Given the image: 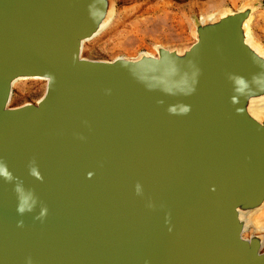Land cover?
<instances>
[{"label": "water", "instance_id": "95a60500", "mask_svg": "<svg viewBox=\"0 0 264 264\" xmlns=\"http://www.w3.org/2000/svg\"><path fill=\"white\" fill-rule=\"evenodd\" d=\"M111 7L0 0V264H264V233L242 236L251 213L264 229L253 7L183 49L82 57ZM25 78L43 95L10 107Z\"/></svg>", "mask_w": 264, "mask_h": 264}, {"label": "rangeland", "instance_id": "374dc122", "mask_svg": "<svg viewBox=\"0 0 264 264\" xmlns=\"http://www.w3.org/2000/svg\"><path fill=\"white\" fill-rule=\"evenodd\" d=\"M111 4L108 23L83 43L82 57L110 61L116 57L135 59L142 53L155 56L156 47L183 49L195 41V22L247 5L253 7L247 22L248 40L264 52V0H111ZM45 84L35 78L15 81L9 106L36 103ZM254 223L248 219L244 238L262 232Z\"/></svg>", "mask_w": 264, "mask_h": 264}, {"label": "bare ground", "instance_id": "6f19581e", "mask_svg": "<svg viewBox=\"0 0 264 264\" xmlns=\"http://www.w3.org/2000/svg\"><path fill=\"white\" fill-rule=\"evenodd\" d=\"M109 18V17H108ZM108 18L107 19H105L103 22H102V24H101V26H100V28H99V31L98 32H100L102 29H103V27H104V23H108ZM210 18H213L212 16L210 17ZM255 51L256 52H258V53H260L259 52V50H257V49H255ZM35 79H40V78H35ZM264 105L263 106H260L259 108H257L256 109V111H255V109H253L252 110V113L254 114V115H259V113H262V114H264ZM262 207H264V205H262L260 208H262ZM260 208H259V210H260ZM254 212H256V211H254ZM254 214L253 213H251V214H249L247 217L249 218V217H251L252 218V220H253V216ZM254 224H256V225H258L257 223H254ZM254 226V225H253ZM260 228H261V233H257V234H263L264 233V229L260 226V225H258Z\"/></svg>", "mask_w": 264, "mask_h": 264}]
</instances>
